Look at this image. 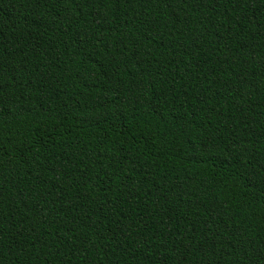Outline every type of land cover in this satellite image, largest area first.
<instances>
[{
    "label": "trees",
    "instance_id": "16d2710c",
    "mask_svg": "<svg viewBox=\"0 0 264 264\" xmlns=\"http://www.w3.org/2000/svg\"><path fill=\"white\" fill-rule=\"evenodd\" d=\"M0 264H264V0H0Z\"/></svg>",
    "mask_w": 264,
    "mask_h": 264
}]
</instances>
